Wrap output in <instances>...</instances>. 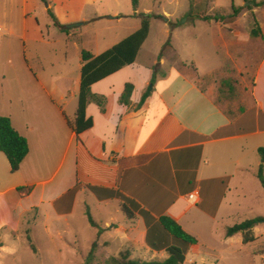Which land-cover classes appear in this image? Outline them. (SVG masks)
<instances>
[{
    "label": "rangeland",
    "instance_id": "374dc122",
    "mask_svg": "<svg viewBox=\"0 0 264 264\" xmlns=\"http://www.w3.org/2000/svg\"><path fill=\"white\" fill-rule=\"evenodd\" d=\"M46 1L0 0V115L11 113L16 118L22 112L43 114L53 110V103L34 79L39 78L48 86L64 75L76 80L80 51L86 49L96 54L108 49L139 27L141 13L150 15V28L135 62L141 73L149 72V88L156 80L169 77L171 67L178 66L190 77L196 73V81L211 90L213 99L224 111L237 116L251 109V68L264 53V41L250 32L256 25L264 30V5L250 10L243 7L232 16V2L234 6H244V0H192L197 10L203 9L221 19L210 24L195 20L193 24L172 27L188 10V0L177 4L136 0L137 16H133L132 0ZM164 12L169 15H163ZM233 33L247 42L230 48L233 55L246 51L235 58L237 63L241 61L238 67L223 47L225 40H234ZM181 61L187 67L183 68ZM247 125L251 126L250 122ZM251 138L248 141L264 147L263 134ZM256 169L257 175L259 166ZM200 185L192 184L189 190L196 188L200 198L207 199ZM223 202L227 214L222 217L205 212L200 203L181 199L175 205V211L184 210L180 225L198 240L187 252L184 264H264V220L252 228L256 237L252 242L243 244L240 233L226 236L229 226L264 217V192L251 198L227 194ZM118 206V199L99 202L90 191H85L69 216L31 212L26 218L34 220L24 222L22 228L30 229L29 232L21 229L17 239L15 234L2 233L8 244L0 252V264H80L94 240L98 243L95 264H104L108 256L123 251H128L131 258H164V252H154L145 244L141 234L144 223L125 219ZM86 210L102 229L99 236L97 229L90 226Z\"/></svg>",
    "mask_w": 264,
    "mask_h": 264
},
{
    "label": "crops",
    "instance_id": "0c3cea01",
    "mask_svg": "<svg viewBox=\"0 0 264 264\" xmlns=\"http://www.w3.org/2000/svg\"><path fill=\"white\" fill-rule=\"evenodd\" d=\"M182 1L161 0L168 4ZM133 16H137L136 9ZM262 35L264 41L263 29ZM233 36L234 40H225L223 47L229 60L238 67L241 61L237 63L235 58L245 50L233 55L230 48L247 42L235 33ZM182 63L183 68L187 67ZM81 65L80 59L76 80L64 75L48 86L39 78L34 79L53 103L54 111L22 112L16 118L7 114L15 130L26 138L28 153L19 169L12 173L7 158L0 152V252L8 244L3 232L15 234L16 238L23 223L34 220L26 218L31 212L69 216L85 191H90L87 185L118 190L152 215L168 214L179 224L184 210L175 211V205L181 199L187 201L186 196L192 191H198L199 195L198 189L189 190L192 184L199 183L205 189L207 199L199 196L198 201L204 211L219 217L227 214L223 202L227 194L251 198L264 192L255 173L256 166L261 164L257 153L261 145L248 141L249 137L264 135V128L256 121L252 131L205 139L204 136L229 125L239 115L229 117L215 102L211 90L196 81L197 74L190 77L178 66L171 67L169 77L156 80L150 88L149 72L141 73L136 62L94 83L91 92L105 98L104 109L94 102L87 104L86 116L93 125L77 137L67 120L74 119ZM251 73V108L256 116L258 112L264 115V53ZM127 83L133 89L129 104H124L120 96ZM147 90L149 95L144 103L135 109ZM96 199L100 202L118 198ZM133 220L144 223L139 215ZM145 231L146 226L141 231L143 239Z\"/></svg>",
    "mask_w": 264,
    "mask_h": 264
},
{
    "label": "trees",
    "instance_id": "16d2710c",
    "mask_svg": "<svg viewBox=\"0 0 264 264\" xmlns=\"http://www.w3.org/2000/svg\"><path fill=\"white\" fill-rule=\"evenodd\" d=\"M44 1L47 3L46 0ZM132 1L135 9L137 4L136 0ZM244 2V6H234L232 2V16L237 15L243 7L250 10L252 7H260L264 5V0H244ZM195 5L196 4L190 0L188 10L172 23V27H181L193 24L195 20L211 23V21L218 22L221 19V17H218L217 15L205 13L203 9L202 11L197 10ZM47 10L50 12L49 7ZM141 16L139 28L108 49L97 55L92 54L86 49H82L80 51L82 65L80 68L77 107L74 119L72 121L67 120L69 127L77 137L82 132L90 129L93 125L92 119L86 116L87 104L94 102L101 110L104 109L105 98L101 95L92 93L91 86L135 62L139 50L148 36L150 28V15L147 14L145 16ZM250 35L253 37L260 36L262 38L263 35L261 27L259 25L253 27ZM167 45H169V43H167ZM160 55H162V53ZM181 65L183 66L184 64L181 62ZM132 89V84L127 83L125 85L124 91L120 96L121 103L129 104V97ZM148 95L149 90L142 94L139 102L135 106V109L141 107ZM228 114L229 117H233V114ZM263 118L264 115L261 112H258L256 116L252 108L248 109L244 114H239L236 119L232 118L233 121H231L229 125L220 128L209 136H204V138L212 139L225 135L246 133L256 128V121H258V126L260 128H264V125H262ZM248 122H250L251 126L247 125ZM0 152H2L7 158L10 165V171L12 173L19 169L21 161L28 153V143L26 138L15 130L8 116L2 115H0ZM258 152L261 155V164L259 165L257 176L264 188V178L262 176L264 147H259ZM87 188L100 200L108 198L120 199V211L128 220H133L137 215L142 217L146 226L144 236L145 244L152 251L164 252L166 254L163 259L144 260L131 258L128 251H123L117 256H108L104 264H184L185 256L190 247L196 245L198 242L195 236L185 231L183 227L168 214H160L156 217L148 210L141 208L134 199L125 196L118 190L94 185H87ZM85 215L90 226L97 229V236H99L102 233V229L99 228L98 223L93 219L88 210L85 211ZM263 220L264 217L257 216L255 218H248L237 222L226 229V236L241 233L243 244L252 242L256 239L252 233V228L258 221ZM97 248V241H92L87 255L80 264H95L97 260Z\"/></svg>",
    "mask_w": 264,
    "mask_h": 264
},
{
    "label": "built area",
    "instance_id": "2783aa9c",
    "mask_svg": "<svg viewBox=\"0 0 264 264\" xmlns=\"http://www.w3.org/2000/svg\"><path fill=\"white\" fill-rule=\"evenodd\" d=\"M186 199L188 202H190L192 204H197L199 201L198 191L190 192L189 194H187Z\"/></svg>",
    "mask_w": 264,
    "mask_h": 264
},
{
    "label": "water",
    "instance_id": "95a60500",
    "mask_svg": "<svg viewBox=\"0 0 264 264\" xmlns=\"http://www.w3.org/2000/svg\"><path fill=\"white\" fill-rule=\"evenodd\" d=\"M74 26L78 25V24H73Z\"/></svg>",
    "mask_w": 264,
    "mask_h": 264
}]
</instances>
